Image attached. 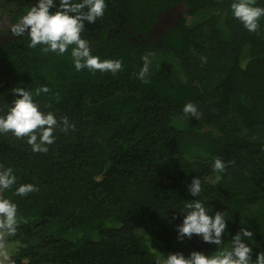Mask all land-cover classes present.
I'll return each mask as SVG.
<instances>
[{"label":"trees","instance_id":"obj_1","mask_svg":"<svg viewBox=\"0 0 264 264\" xmlns=\"http://www.w3.org/2000/svg\"><path fill=\"white\" fill-rule=\"evenodd\" d=\"M233 2L105 0L103 17L85 21L81 38L101 61H122L115 75L77 71L71 49L45 55L28 47L27 36L5 31L0 116L20 98L15 87L46 86L47 94L34 95L39 110L75 125L57 129L47 153H34L27 138L0 134V165L17 178L0 190L18 208L17 234L9 238L15 264H155L161 253L212 255L216 246L199 236L177 238L184 205L195 199L210 215L226 213L223 247L244 227L253 233L242 238L253 264L264 252V17L249 32L233 17ZM35 4L0 0V18L15 25ZM254 6L264 8V0ZM146 55L149 83L137 78ZM187 103L197 106L198 119L184 116ZM217 158L227 165L222 173L213 169ZM194 178L201 180L198 197L188 192ZM29 183L38 191L14 195Z\"/></svg>","mask_w":264,"mask_h":264},{"label":"clouds","instance_id":"obj_2","mask_svg":"<svg viewBox=\"0 0 264 264\" xmlns=\"http://www.w3.org/2000/svg\"><path fill=\"white\" fill-rule=\"evenodd\" d=\"M256 0H234L230 10L235 19L249 32H256L259 20L264 17V8L254 6ZM106 8L105 0H59V7L54 0H38L34 6L22 15L18 22L12 26L13 37L29 39L28 47H40L42 54L55 53L64 55L71 49L70 55L77 71L87 69L93 74L110 72L113 75L122 71V61L103 60L91 54L89 42L81 38L85 31V21L95 23L103 17ZM55 9V11H50ZM144 64L137 78L143 83H149L150 60L143 58ZM202 63L207 62L201 57ZM50 89L46 86L37 87L33 91H25L22 87L12 89L14 97L7 113L0 116V134L12 133L17 139L27 138V143L34 153H47V146L55 142L54 133L57 129L67 133L75 130L67 117L58 121L54 114L39 110L40 106L34 101V95L47 94ZM186 118H199L197 106L187 103L183 107ZM232 163V162H230ZM227 165L221 158L215 159L213 169L224 172ZM219 179V177H217ZM17 183V178L11 168L3 169L0 165V190H9ZM38 191L33 184H21L15 189L14 195L26 197ZM202 191L200 178H194L188 187L192 197H198ZM183 222L177 226L178 240L191 239L193 235L202 238L204 243L215 245L217 251L212 255L193 251L186 258L182 253H173L157 256L155 264H253L252 248L243 242L242 238L251 240L253 233L242 227L232 238L228 247H223L222 237L226 231L227 223L225 212H216L210 215V209L200 200L187 201L184 205ZM17 205L7 198H0V264H15L13 251L9 238L15 237L18 229ZM176 217H173L175 219ZM254 264H264V252H260Z\"/></svg>","mask_w":264,"mask_h":264},{"label":"rangeland","instance_id":"obj_3","mask_svg":"<svg viewBox=\"0 0 264 264\" xmlns=\"http://www.w3.org/2000/svg\"><path fill=\"white\" fill-rule=\"evenodd\" d=\"M28 3H38V0H27ZM3 14V13H1ZM3 15H6V13H4ZM171 17V16H170ZM168 18V16L165 17L166 20H170L171 18ZM164 19V20H165ZM193 19H190V21H192ZM12 24L10 23V21L8 20V17L3 16L0 18V39L6 37L5 35V31L9 30V32H11V28H12ZM12 251L16 250L17 245L15 243L10 242Z\"/></svg>","mask_w":264,"mask_h":264}]
</instances>
